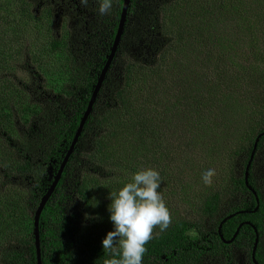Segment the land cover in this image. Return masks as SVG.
Listing matches in <instances>:
<instances>
[{"label": "trees", "instance_id": "16d2710c", "mask_svg": "<svg viewBox=\"0 0 264 264\" xmlns=\"http://www.w3.org/2000/svg\"><path fill=\"white\" fill-rule=\"evenodd\" d=\"M66 1L0 0V171L12 186L0 200V264H37L41 181L59 170L117 33L123 0H77L72 10ZM13 64L39 87L7 79ZM229 109L246 115L245 126L226 125L220 136ZM260 134L251 212L244 173ZM263 134L264 0H130L92 112L41 212V264H254L253 227L264 264V176L254 173ZM204 141L205 156L197 151ZM181 154L187 169L169 167ZM198 157L225 164L220 179L205 181L210 170ZM151 171L167 190L155 208L132 181ZM132 209L142 214L136 228ZM237 212L222 224L223 239L249 225L225 244L218 226Z\"/></svg>", "mask_w": 264, "mask_h": 264}, {"label": "rangeland", "instance_id": "374dc122", "mask_svg": "<svg viewBox=\"0 0 264 264\" xmlns=\"http://www.w3.org/2000/svg\"><path fill=\"white\" fill-rule=\"evenodd\" d=\"M68 1L65 2V7L68 10H72V8H74L73 5H77V0H70L69 2ZM40 4H41V1L38 3V6ZM54 7H55V5H54ZM216 16H217V14L214 15L212 17V19L209 21V23H208V25H209L208 29L213 30L214 28H216L217 21L214 20V17H216ZM44 45L47 47V45L45 43H44ZM25 53H27V52L25 51ZM12 66L15 69L14 70L7 69V71H8V77H7V79H10L12 82H15V84L21 83L23 81H31L32 83L33 82L36 83L35 81L32 80V77L30 79L29 74H28V72L26 70H23V68L22 69L19 68V65L13 64ZM203 70H209V69H203ZM211 74L215 75L212 72V70H211ZM191 79L192 78H189V82H192ZM206 80H208V78ZM215 81H216V77H212V79L210 80V82H212V83H214ZM207 82H203V81L198 82L197 81L198 85L201 86V88H202V86L206 85ZM39 83L40 82L36 83L37 84L35 86L36 88L39 87ZM223 87L220 88V90H224L225 88H223ZM233 88L235 89L233 91L235 94L237 93V91L239 92V94H241V88L234 87V86H233ZM236 111L239 112V110H236ZM236 111L233 110V109L232 110L229 109V112H228L227 115H229V114H231V115L228 116L225 119L224 123H220L218 125V131H219L220 136L222 134H225L226 131H228V128L225 127L226 125L231 126V127H234L235 122H236L237 124H240L241 125L240 126L241 128L245 126L244 125L245 122H244V119L243 118L246 115H243V113H241L239 116H236L233 113V112L237 113ZM216 114L218 115V111H216ZM247 119H248V117H247ZM186 123H187L186 120H181V124H185L186 125ZM165 128H166V130L168 129V127H165ZM177 133L178 132H171V130H170V140H169L170 142H172V143L174 142V138H175V136H176ZM198 146H197L198 147L197 148V151L201 152L202 155L205 156V152L207 151V146H206L205 141H204V144L202 143L201 145L199 144ZM187 156H184V154H181V155L177 156V158L179 159L177 161V163H174V162L171 163L169 161H167L166 163L168 164L169 167L171 166L172 169H175L176 167L179 170L180 169H184V168L187 169V166L189 165V161L187 160L188 159ZM198 159L200 160V157H198ZM209 160L211 161V159H209ZM158 161L162 165L163 161L162 160H159V159H158ZM202 163L206 166L207 170L208 169L210 170V171L208 170L209 173H206L205 174V177L203 178L205 181L208 182L211 179H216V180L220 179L219 176H220V173L223 174L222 171L225 169V164H223V165L222 164H216V163L215 164H212V162L211 163H207V162L204 163V162H202ZM56 167H57V165H55V166L53 165L50 168H48V171H47L46 175L43 177V179L41 181V186H42V189H40V190H42L41 191V194H42L41 198L43 197L44 193L46 192V190L50 187L51 183L53 182V179H54V177H55V175L57 173ZM146 168H148V167H146ZM237 168H238V172L240 171V169H242L241 166H238ZM1 173L2 172L0 171V200H2L5 197L6 190H7V188L10 187L9 185L6 184V182H5L4 185H2L1 180H4V179H1V175H2ZM151 173L152 174L148 175V177L147 176H133L132 177V181L139 188H141V191L143 193H145V200H143V199H141V200H142V202L145 201L146 207L155 208L157 206L156 203L159 200L164 199V194L167 192V190H165V186H162L164 183H159L156 179H154L153 171H151ZM254 173L255 174L258 173V175H262L263 174V176H264V156L262 154H261V156L259 157L258 161L255 164ZM14 181H16L17 183H21L19 180H14ZM22 183L28 184V181H23ZM258 183H259V181H258ZM15 189H17V191H19V190H21V187L17 186V188H15ZM176 206L179 207V210L180 209H183V208H184L183 210L186 209L185 206L180 205L179 202H178V200L175 199L174 207H176ZM174 209H176V208H174ZM132 210H134L135 212L138 213L135 217L133 216V219H135V222L134 223L132 222L133 227L136 228V226L134 225V224H137L136 222L138 221V219L136 217H138V216H140L142 214H141V210L140 209H132ZM34 212L31 211V212H28V214L29 215H32L31 213H34ZM186 212H187V210H186ZM178 214H180L179 211L173 212V215H178ZM165 215H168V213H165ZM162 219L163 218H161L159 221H162Z\"/></svg>", "mask_w": 264, "mask_h": 264}, {"label": "water", "instance_id": "95a60500", "mask_svg": "<svg viewBox=\"0 0 264 264\" xmlns=\"http://www.w3.org/2000/svg\"><path fill=\"white\" fill-rule=\"evenodd\" d=\"M129 3H130V0H123V5H122V10H121V15H120V21H119V25H118V29H117V33H116V36H115V39H114V42H113V45H112V48H111V52H110V55L108 56V60L105 64V66L103 67L101 73H100V76L98 78V81L95 85V88L93 90V93L91 95V98H90V101L87 105V109L80 121V124L78 126V129L75 133V136L73 138V141L70 145V148L63 160V162L61 163L60 167H59V170L57 171L55 177H54V180L53 182L51 183L49 189L46 191V193L43 195V197L40 199V202L37 206V209L35 211V214H34V223H33V226H34V239H35V249H36V255H37V264H41V259H40V241H39V226H38V223H39V218H40V215H41V212L45 206V204L48 202V200L50 199L51 195L53 194L55 188L57 187V184L58 182L60 181L61 179V176H62V173H63V170L66 166V163L69 159V156L71 155V153L73 152V149L75 147V144L78 140V137L80 136L81 132H82V129H83V126L87 120V118L89 117V115L91 114L92 112V106L96 100V97L99 93V90L101 88V85H102V82L104 81V78H105V75H106V72L111 64V61L113 59V56L116 52V49H117V46L119 44V41H120V38H121V35L123 33V29H124V25H125V21H126V15H127V9H128V6H129ZM264 135V134H263ZM262 136V134L258 135L256 140H255V143L253 145V149L251 151V155H250V159L248 160L247 162V165L245 167V173H244V183L246 185V187L248 188V190L253 193L254 197H255V200H256V207L253 211L251 212H255L257 209H258V200H257V196H256V193L255 191L252 189L251 186H249L248 184V176H249V169H250V166H251V162H252V159H253V156H254V152H255V149H256V145H257V142L259 140V138ZM239 213H243V212H237L233 215H230V216H227L218 226V234L220 235V238L222 239V241L225 243V244H230L237 236L240 228L243 226V224H240L238 226V228L236 229L235 233L233 234L232 238L228 241H225L222 237V235L220 234V230H221V227H222V224L229 220L230 218H232L233 216H235L236 214H239ZM246 224V223H245ZM249 225V223H247ZM254 231H255V234H256V239H255V242H254V246H253V250H252V254H251V257H252V261L254 264H257L256 260H255V252H256V248H257V244H258V234H257V231L256 229L253 227Z\"/></svg>", "mask_w": 264, "mask_h": 264}, {"label": "flooded vegetation", "instance_id": "af4514ba", "mask_svg": "<svg viewBox=\"0 0 264 264\" xmlns=\"http://www.w3.org/2000/svg\"><path fill=\"white\" fill-rule=\"evenodd\" d=\"M245 223L247 224V222H242L241 224H245ZM246 224H245V225H246Z\"/></svg>", "mask_w": 264, "mask_h": 264}]
</instances>
